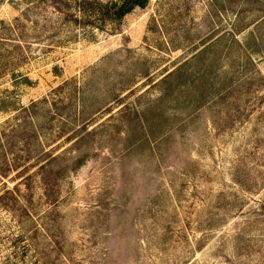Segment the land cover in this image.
Returning <instances> with one entry per match:
<instances>
[{
	"label": "rangeland",
	"instance_id": "rangeland-1",
	"mask_svg": "<svg viewBox=\"0 0 264 264\" xmlns=\"http://www.w3.org/2000/svg\"><path fill=\"white\" fill-rule=\"evenodd\" d=\"M0 0V264H264V0Z\"/></svg>",
	"mask_w": 264,
	"mask_h": 264
},
{
	"label": "trees",
	"instance_id": "trees-1",
	"mask_svg": "<svg viewBox=\"0 0 264 264\" xmlns=\"http://www.w3.org/2000/svg\"><path fill=\"white\" fill-rule=\"evenodd\" d=\"M148 4V0H121L120 4H112L108 7V14L112 19L121 21L133 10L145 9Z\"/></svg>",
	"mask_w": 264,
	"mask_h": 264
}]
</instances>
